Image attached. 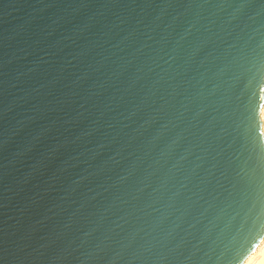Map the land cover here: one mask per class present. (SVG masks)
I'll use <instances>...</instances> for the list:
<instances>
[{"label": "water", "instance_id": "obj_1", "mask_svg": "<svg viewBox=\"0 0 264 264\" xmlns=\"http://www.w3.org/2000/svg\"><path fill=\"white\" fill-rule=\"evenodd\" d=\"M263 90L264 0H0V264H241Z\"/></svg>", "mask_w": 264, "mask_h": 264}, {"label": "bare ground", "instance_id": "obj_2", "mask_svg": "<svg viewBox=\"0 0 264 264\" xmlns=\"http://www.w3.org/2000/svg\"><path fill=\"white\" fill-rule=\"evenodd\" d=\"M259 119L264 143V90L262 96V103L259 109ZM241 264H264V231L256 242V244L251 249V251L243 259Z\"/></svg>", "mask_w": 264, "mask_h": 264}]
</instances>
